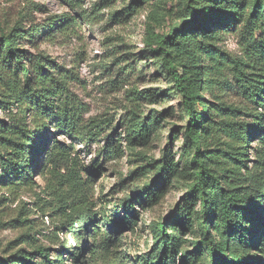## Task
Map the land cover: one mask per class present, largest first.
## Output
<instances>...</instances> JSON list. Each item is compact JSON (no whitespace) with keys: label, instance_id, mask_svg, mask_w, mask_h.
<instances>
[{"label":"trees","instance_id":"trees-1","mask_svg":"<svg viewBox=\"0 0 264 264\" xmlns=\"http://www.w3.org/2000/svg\"><path fill=\"white\" fill-rule=\"evenodd\" d=\"M145 1L130 0L127 9ZM184 12L186 18L167 30L154 17L158 29L149 30L145 41L180 97L185 121L177 131L183 136L179 155L170 143L158 157L144 152L155 117L134 111L124 137L138 163L125 178L139 184L133 197L109 212L97 208L92 179L73 141L55 137L56 131L70 139L84 131L93 134L81 120L82 103L70 90L78 72L23 45L36 48L40 39L68 34L74 17L63 12L28 28L19 20L0 28V186L26 188L41 174L53 211L59 213L57 233L81 246L75 251L66 244L54 255L43 245L0 251V264H65L63 250L76 264H127L117 250L118 233L133 229L139 219L136 207L158 204L178 178L184 182L183 195L165 219L149 224L150 248L138 264H264V0H187ZM228 32L238 33L241 58L217 45ZM226 68L251 106L203 96L215 81L210 73ZM145 92L135 91L134 97L151 96ZM252 137L259 141L253 158ZM107 144L111 151L117 146L113 140Z\"/></svg>","mask_w":264,"mask_h":264},{"label":"rangeland","instance_id":"rangeland-1","mask_svg":"<svg viewBox=\"0 0 264 264\" xmlns=\"http://www.w3.org/2000/svg\"><path fill=\"white\" fill-rule=\"evenodd\" d=\"M186 1L146 0L129 10L130 0H77L73 3L67 0H0V28H7L17 20L28 28L33 23H42L50 15L63 12L75 19L68 34L40 39L36 48L27 42L23 45L29 53L43 51L78 72V79L71 83L70 90L82 103L81 120L93 134L84 131L86 133L80 138L70 139L56 131L55 137L75 144L79 161L93 182L92 198L97 208L104 212H109V208L118 205L123 198L133 197L135 186L139 184L125 178L138 163L134 152L130 154L126 149L124 137L126 123L134 111L138 110L136 112L143 117H155L153 135L143 148L144 152L158 157L170 143L176 158L179 155L183 136L177 131L185 121L180 97L168 71L145 41L149 30L158 29L154 17L165 30L179 25L186 18ZM217 45L231 57L243 56L237 32L224 34ZM210 75L215 81L203 96L212 99V95H217L227 104L251 106L240 95L229 69L223 70L222 74L211 72ZM141 90L151 96L136 99L134 92ZM97 129L99 132L94 134ZM112 140L117 146L111 151L107 142ZM258 143L257 139L251 138V158ZM33 181L26 188L0 186V251L12 253L19 248L32 250L36 245H43L54 255L58 248L66 249V244L77 251L81 246L75 238L57 233L59 213L53 211L54 202L47 195L42 175L35 174ZM183 187L184 182L175 179L158 204L146 209L136 207L139 210L137 224L117 235L120 239L117 250L127 264H138L147 253L151 244L149 224L166 218L182 197ZM188 236L192 237L191 234ZM63 257L65 264H76L66 250H63ZM258 258L262 260L261 256ZM83 264L111 263L85 260Z\"/></svg>","mask_w":264,"mask_h":264}]
</instances>
